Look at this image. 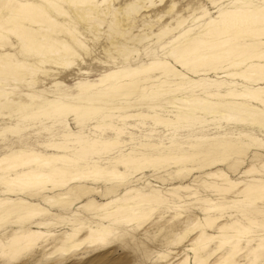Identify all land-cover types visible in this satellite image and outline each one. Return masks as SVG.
<instances>
[{
	"label": "rangeland",
	"instance_id": "obj_1",
	"mask_svg": "<svg viewBox=\"0 0 264 264\" xmlns=\"http://www.w3.org/2000/svg\"><path fill=\"white\" fill-rule=\"evenodd\" d=\"M168 1L164 0L155 10H151L155 13L152 27L145 30L149 38L139 46L137 55L124 61L119 58L116 63L104 61L103 56L106 55L101 52L99 41H96L92 56L87 58L82 54V58L78 57L76 60L82 61L79 64L76 62L70 69L53 67L54 78L47 76L44 83L31 89L32 92L23 90L30 94V98L33 96L31 100L21 93L20 96L25 102L15 107L11 113L0 117V154L12 149L29 148L50 156L72 157L82 167L95 164L115 165L131 173L122 180L82 178L63 188H51L50 185L25 192L18 189L9 191L0 185V199L17 201L22 198L49 209L51 214L45 220H50L47 229L53 234L40 240L38 247L10 260L2 259L0 264H177L185 255L188 256L190 264H196L193 258L197 254L206 259L203 264H221L217 257L223 248L212 252L216 240L197 249L196 253L188 249L196 246L193 238L197 232L215 234L218 231L217 224L221 222L248 227L249 232L240 236L235 255L238 264H264V246L261 249L256 248L259 243L264 244V213L255 210L257 207L264 208V196L254 200L255 202H250L251 199L248 202L242 196L233 194V191L223 195L206 190L203 186L204 181H222L217 176H214L215 179L208 176V171H222L231 180L243 181L255 176V172L245 174L243 171L252 163L257 167L260 160L264 161V125L225 113L206 112L164 102L173 97L187 96L189 93L203 95L207 92H227L233 94L228 95L230 100L259 107L264 111V105L253 98L243 100L237 96L244 90L263 86L264 83L254 84L253 81L246 82L239 77L223 76L224 68L221 65L225 62H213L194 68L176 63L173 51H177L178 46L197 35L209 19L218 15L221 8H227L230 0H174L173 8L168 5ZM123 2L124 0L115 1L119 11L123 10ZM205 10L207 13H204ZM86 12L95 13L92 8L77 15L71 13L72 17L67 24L90 40L91 34L84 17ZM202 13L204 16L199 17ZM79 15L81 18L77 17ZM56 18L67 21V17ZM210 37L199 36V39L207 41L212 39ZM9 39L12 46L7 44L4 47L7 57L19 49L15 38L10 35ZM236 40L240 43L252 42L246 36H239ZM155 57L171 61L186 77L178 78L174 74H167L160 78L159 72L142 73L133 77L134 80H139L135 90L131 91L128 86L123 88V91H130L129 96L122 97L117 94L112 98L114 101L92 98L105 91L104 85H97V78L116 69H121L123 74L131 73L133 68ZM147 78L149 80H143ZM124 81H129V78ZM15 85L10 82L6 88H13ZM69 102L83 104L76 111H68ZM126 102L130 105L113 107L123 106ZM101 103L106 104L103 105L105 110L85 111L88 106ZM137 112L158 115L170 119L171 122L132 116ZM146 144H155L156 147L145 146ZM162 154L184 155L186 159L167 160L148 165L141 170L136 167V162ZM191 154H195V158H189ZM122 159H129L128 166L120 162ZM89 188H96V191L90 192ZM130 188L146 193L152 189L159 190L166 196L167 201L152 210L148 217L131 223H112L95 217L96 212L103 211L95 205L121 196ZM46 195L58 199V203H48ZM202 196L210 198L216 208L205 211L197 200V197ZM83 203L86 205L79 207ZM170 216L174 217L171 220L176 224L166 228L164 219ZM247 217H252L254 222H249ZM205 218H215L217 222L208 226ZM77 223L103 229L106 239L90 243L88 239H84L83 230L77 239L56 240V235L64 236L66 232H70L71 225ZM16 228L17 226L6 223L0 229V236L7 241L11 230ZM77 240H83V244L73 248ZM59 247L67 251H62ZM254 248L259 254L256 260L253 259Z\"/></svg>",
	"mask_w": 264,
	"mask_h": 264
},
{
	"label": "bare ground",
	"instance_id": "obj_2",
	"mask_svg": "<svg viewBox=\"0 0 264 264\" xmlns=\"http://www.w3.org/2000/svg\"><path fill=\"white\" fill-rule=\"evenodd\" d=\"M115 1L0 0V117L11 113L15 107L25 102V99L20 96L21 93H24L31 100L33 96L30 98V94L23 92V90L31 91L37 84L44 83L47 76H53L54 78L53 67L61 66L70 69L76 62L79 64L82 61V59L79 62L76 61L78 57L82 58L83 55H86L85 57L88 58V56H92L96 41L100 43L101 52L103 51L107 56H103L105 57L104 61L116 63L119 58L124 61L139 53V46L149 38L145 30L147 27H152L155 13H152L151 10H155L164 0H124L122 11H119ZM168 5L173 8L175 1L169 0ZM90 8L95 13L86 12L84 15L86 25H88L87 28L91 34L89 40L82 32L72 28L67 22L72 17L71 13L77 15L79 12ZM204 13H207V11L205 10ZM53 15L67 17V21L66 19L59 21ZM202 16L204 14L199 17ZM77 17L81 18V15ZM10 35L15 38L19 49L15 54H9L12 56L7 57L4 47L7 44L10 45L8 42ZM199 36L207 38L212 36L210 37L212 39L203 41L199 39ZM239 36H246L252 42L244 41L240 43L236 40ZM173 54L175 62L184 67L194 68L210 65L213 62H225L221 65L224 68L223 76L239 77L246 82L253 81L254 84L264 83V0H260V2L258 0H230L227 8H221L217 16L209 19L197 35L178 46V50L173 51ZM95 59L102 60L99 57ZM147 72H159L161 73L160 78L165 77L167 74H174L178 78L186 77V74L175 67L171 61L155 57L133 68L131 73L123 74L121 69H116L103 77L97 78V85H104L105 91L95 94L92 98L110 100L117 94L127 97L130 95V91H123V88L128 86L131 91L135 90L136 83L139 80H134L133 77ZM56 74L58 75V72ZM125 78H129V81H124ZM10 82L16 84L15 86L18 84V86L9 88V90L6 85ZM224 87H226V84ZM158 91L161 90H156V92ZM229 94L233 95L227 92H207L203 95L189 93L187 96L173 97L164 102L206 112L225 113L264 125V111L262 109L232 101L229 99L231 98L228 96ZM237 96L243 100L253 98L264 105V85L244 90ZM59 99L57 100L60 101L61 99ZM105 103L91 104L93 106H88L85 111L100 112L103 109L105 110L106 108L103 106L106 105ZM81 105L69 102L67 108L68 111H76ZM128 105L130 103L126 102L123 106L113 105V107L121 108ZM132 116H142L166 123L171 122L168 118L148 115L143 112L134 113ZM145 146L156 147L155 144H146ZM195 156V154H191L189 158H195ZM184 159H186L184 155L166 156L162 154L145 159V161H138L136 167L141 170L151 164L167 160L184 161ZM128 161L129 159L120 160L125 166H128ZM258 165L256 167L252 163L243 171L245 174L251 172L256 174L251 176L249 180L245 179L243 181L231 180L222 171H208L206 173L208 176H213V178L217 176L222 181H204L203 186L206 190L223 195L233 191V194L242 196L248 202L249 199H251L250 202L261 199L264 196V175H262L264 161L260 160ZM191 169L194 170L192 167ZM130 174L115 165L100 166L95 164L82 167L79 165V161L72 157L66 155L50 156L29 148L12 149L0 154V185L9 191L15 189L22 192L30 189L40 190L50 185L51 188H63L82 178L105 179L108 181L122 180L129 177ZM89 191H96V188H89ZM160 192L156 189H152L147 193L135 188L127 189L124 193L122 192L121 196L109 198L104 204L95 205L97 209H103L101 212H96L95 217L112 223L122 221L131 223L132 221L143 220L157 206L167 201L166 196L164 197ZM45 199L52 205L59 201L47 195ZM197 200L205 211L216 208L207 196L197 197ZM85 205L83 203L79 207ZM255 210L264 213L263 207H257ZM50 214L49 209L41 207L37 202L26 201L22 198L17 201L1 198L0 229L6 223L17 226V228L11 230L12 232L7 241H4L0 236V260H10L33 247H38L40 240L52 236V232L47 229L50 220H45ZM171 219L174 220V217L170 216L164 219L163 224L166 228L176 224ZM247 220L251 223L254 222L252 217H247ZM204 221L208 226H212V223L217 222L215 218H211V220L205 218ZM227 224L222 222L217 224L218 231L215 234H206L203 231L197 232L193 238V243L196 246L188 249L196 253L197 249L204 248L210 241L216 240L212 252L223 248L217 257L218 260H221L219 263L229 264L231 260V264H238L235 261V255L238 251L240 236L248 231V227L242 224L238 226L233 223ZM178 229L177 227L176 230ZM83 230L84 239H88L90 243L106 239V232L103 229L77 223L72 224L70 232H66L64 236L57 237L56 235V240L77 239V236L80 237V232ZM108 233L110 232L108 231ZM82 244L83 240H77L73 248H78ZM262 246L264 244L259 243L256 248L261 249ZM59 249L67 251L63 247H59ZM256 250L254 248V260L259 257ZM193 262L203 264L206 259L197 254L194 256ZM177 264H190L188 256L185 255Z\"/></svg>",
	"mask_w": 264,
	"mask_h": 264
}]
</instances>
